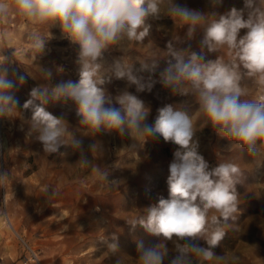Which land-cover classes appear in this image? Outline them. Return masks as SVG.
<instances>
[{
  "label": "clouds",
  "instance_id": "1",
  "mask_svg": "<svg viewBox=\"0 0 264 264\" xmlns=\"http://www.w3.org/2000/svg\"><path fill=\"white\" fill-rule=\"evenodd\" d=\"M223 3L208 0L209 10L201 11L176 0H0V18H7L14 10L35 26L28 34L37 52L33 62L44 53L54 27L62 38L78 46L75 63L79 80L33 87L22 106L32 113L26 135L41 142L45 153L55 154L62 146H71L80 154L77 163L92 167L109 191L120 183L109 181L108 172L93 164L82 139L70 131L63 115L57 117L47 110L50 102L75 103L84 136L101 132L128 136L133 140L132 150L157 136L178 146L169 165V198L160 196L139 216L125 220L131 230L140 226L160 238V242L148 246L137 241V264H240L241 256L235 252H214L228 230H238L241 197L236 185L243 174L240 166L228 160L210 169L198 151V141L193 139L197 123L187 111L167 104L157 110L154 124H148L150 109L141 99L127 89L113 98L103 87L115 78L135 85L138 92L151 91L159 82L175 95H191L199 105L196 113L203 117L200 127L210 124L219 136L230 141V152L246 153L259 168L264 163V94L256 99L244 97L249 94L247 80L264 87V0H243L241 9L232 7L220 13ZM162 16L181 20L187 40L202 33L199 52L178 49L171 42L166 51L150 39L145 44L150 36L149 21ZM44 28L47 35L41 31ZM241 30H245L243 35ZM130 45L149 49L147 58L139 60V67L129 55ZM222 49L227 50V59ZM113 50L122 55L109 63L105 53ZM205 50L220 55L206 59ZM161 58H166L167 66L156 80L153 75ZM10 63L12 60L0 53V119L20 116L19 101L10 93L26 83L23 74L14 73V78H9ZM38 69L43 79L51 78V70ZM97 149V144L91 145L92 152ZM9 176L0 171V184ZM47 191L48 186H44L42 193ZM0 215H7L5 208L0 209ZM62 219L61 215L57 217ZM199 240H204L207 247L197 243ZM101 242L111 255L120 252L117 236ZM116 264H122V258L118 257Z\"/></svg>",
  "mask_w": 264,
  "mask_h": 264
},
{
  "label": "rangeland",
  "instance_id": "2",
  "mask_svg": "<svg viewBox=\"0 0 264 264\" xmlns=\"http://www.w3.org/2000/svg\"><path fill=\"white\" fill-rule=\"evenodd\" d=\"M176 2L201 11L209 10L208 0ZM232 7L241 9L243 0H224L218 11L224 13ZM173 19L162 16L160 20L149 21L150 36L144 43L150 39L156 47L166 51L171 42L178 49L199 52L202 33L187 40L186 27L180 28L183 22ZM34 27L14 10L7 18H0V53L12 60L8 65L9 78L13 79L14 73L26 77V83L10 93L19 101L20 116L0 119V171L10 175L0 184V209L5 208L7 212L6 216L0 215V257L4 264H24L30 248L37 254L39 264H116L118 257L122 258V264H137V241L142 240L148 246L160 242V238L146 233L140 226L131 230L125 220L139 216L150 204L156 203L158 197L169 198V165L178 146L157 136L150 138L143 147L132 150L133 140L128 136L120 137L114 132L84 136L76 104L50 102L47 110L57 117L63 115L70 131L82 139V147L93 164L108 172L109 181L120 183L115 190L109 191L92 167H81L77 163L80 154L71 146H62L55 154L45 153L41 142L26 135L27 121L32 113L22 106L30 98L33 87H54L62 81L79 80L75 63L78 46L62 38L60 30L54 27L50 29L53 38L33 62L37 52L28 34ZM41 31L48 34L46 28ZM244 31L241 30V35ZM130 47L129 55L139 67V60L147 58L149 49L147 46ZM205 52L206 59L214 60L220 55ZM226 52V49L221 50L225 59ZM121 55L113 50L105 53V59L110 63ZM166 66V58H161L153 78L158 80L159 71ZM38 68L51 70V78L43 79ZM103 87L113 98L127 89L141 99L150 109L148 124H154L157 110L167 104L187 111L197 123L193 139L198 141V151L208 161L210 169L228 160L240 166L243 174L236 185L241 197L236 221L238 230H228L214 252L217 255L235 252L241 256L240 264H264V163L257 168L258 162L246 153L230 152V141L219 136L210 124L200 127L203 117L196 113L199 105L191 95H175L159 82L151 91L142 92H138L135 85L129 86L124 79L113 78ZM245 87L249 93L245 99H256L264 94V87L255 81L247 80ZM94 143L98 149L92 152ZM44 186H48L46 194L42 193ZM60 215L64 219L57 220ZM113 235L118 237L120 246L116 255H111L101 242L105 238L110 241ZM197 243L207 247L204 240ZM168 247L173 248L171 242Z\"/></svg>",
  "mask_w": 264,
  "mask_h": 264
},
{
  "label": "built area",
  "instance_id": "3",
  "mask_svg": "<svg viewBox=\"0 0 264 264\" xmlns=\"http://www.w3.org/2000/svg\"><path fill=\"white\" fill-rule=\"evenodd\" d=\"M39 264L37 254L30 248L27 250V256L24 264ZM0 264H4L3 257H0Z\"/></svg>",
  "mask_w": 264,
  "mask_h": 264
}]
</instances>
